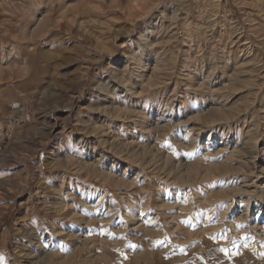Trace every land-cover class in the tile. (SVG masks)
Masks as SVG:
<instances>
[{"label": "rangeland", "instance_id": "1", "mask_svg": "<svg viewBox=\"0 0 264 264\" xmlns=\"http://www.w3.org/2000/svg\"><path fill=\"white\" fill-rule=\"evenodd\" d=\"M0 80V264H264V0H0Z\"/></svg>", "mask_w": 264, "mask_h": 264}, {"label": "snow or ice", "instance_id": "2", "mask_svg": "<svg viewBox=\"0 0 264 264\" xmlns=\"http://www.w3.org/2000/svg\"><path fill=\"white\" fill-rule=\"evenodd\" d=\"M129 247H132V248H134V247H136L135 245H129ZM221 251H225L224 249H221Z\"/></svg>", "mask_w": 264, "mask_h": 264}, {"label": "bare ground", "instance_id": "3", "mask_svg": "<svg viewBox=\"0 0 264 264\" xmlns=\"http://www.w3.org/2000/svg\"><path fill=\"white\" fill-rule=\"evenodd\" d=\"M175 20V19H174ZM185 25V24H184ZM1 81V80H0Z\"/></svg>", "mask_w": 264, "mask_h": 264}]
</instances>
